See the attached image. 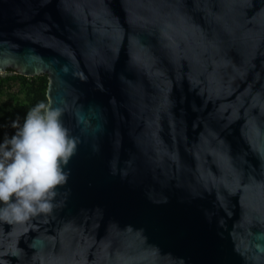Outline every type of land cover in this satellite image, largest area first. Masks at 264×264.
Listing matches in <instances>:
<instances>
[{"label": "water", "instance_id": "water-1", "mask_svg": "<svg viewBox=\"0 0 264 264\" xmlns=\"http://www.w3.org/2000/svg\"><path fill=\"white\" fill-rule=\"evenodd\" d=\"M8 70L78 146L0 264H264V0H0Z\"/></svg>", "mask_w": 264, "mask_h": 264}, {"label": "clouds", "instance_id": "clouds-1", "mask_svg": "<svg viewBox=\"0 0 264 264\" xmlns=\"http://www.w3.org/2000/svg\"><path fill=\"white\" fill-rule=\"evenodd\" d=\"M61 109L41 101L12 122L16 129L0 143V221L24 223L53 211L64 171L78 143L62 123Z\"/></svg>", "mask_w": 264, "mask_h": 264}, {"label": "trees", "instance_id": "trees-1", "mask_svg": "<svg viewBox=\"0 0 264 264\" xmlns=\"http://www.w3.org/2000/svg\"><path fill=\"white\" fill-rule=\"evenodd\" d=\"M47 76L25 77L7 71L0 74V143L11 137L16 129L12 122L19 118L22 125L26 113L46 98Z\"/></svg>", "mask_w": 264, "mask_h": 264}]
</instances>
